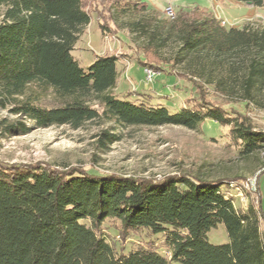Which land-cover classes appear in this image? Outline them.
Masks as SVG:
<instances>
[{
  "label": "trees",
  "instance_id": "1",
  "mask_svg": "<svg viewBox=\"0 0 264 264\" xmlns=\"http://www.w3.org/2000/svg\"><path fill=\"white\" fill-rule=\"evenodd\" d=\"M236 1L264 6V0ZM114 3L117 13L146 6V0ZM88 4L94 3L0 0V108L32 122L3 119L7 133L52 125L79 128L95 119L198 128L210 119L230 126L229 135L242 154L264 149V131L241 110L209 99L204 81L195 75L184 76L196 95L171 111L151 104L150 93L142 99L114 92L120 55L96 54L83 67L73 51L93 13L104 28L102 14L107 12V4L101 12ZM174 24L187 51L220 58L245 51L243 88L248 96L264 84V27L228 28L213 11L197 6L182 9ZM144 52L140 64L160 67L155 46L146 45ZM48 97L51 102L44 100ZM115 137L104 131L99 141L107 147ZM236 178L209 179L192 172L148 178L80 166L0 162V264H264V199L258 207L237 208L222 188ZM259 190L264 195L261 180ZM108 220L118 223L114 227L121 240L142 230L163 234L166 251L152 240L129 250L117 248L104 228ZM220 223L230 241L211 243L208 232Z\"/></svg>",
  "mask_w": 264,
  "mask_h": 264
},
{
  "label": "rangeland",
  "instance_id": "2",
  "mask_svg": "<svg viewBox=\"0 0 264 264\" xmlns=\"http://www.w3.org/2000/svg\"><path fill=\"white\" fill-rule=\"evenodd\" d=\"M91 1L94 4H88V8L91 10L96 6L99 12L107 4V12L102 14L106 15L102 19L105 26L100 28L97 12L93 13L92 21L73 53L85 68L93 62L96 54L120 55L119 80L114 92L133 93L142 99L150 93L153 96L151 104L166 105L171 111H176L196 95L194 86L184 76L195 75L204 81L209 99L241 110L256 129L264 131V84L249 96L243 88L247 53L235 51L220 58L187 51L182 47L181 32L174 28V20L180 11L196 6L202 11H213L226 21L224 25L228 28L245 25L264 27V13L255 15L254 10L249 11L251 3L237 4L236 0H146L143 10L117 13L113 10L116 0ZM170 5L176 12L174 17L165 11ZM111 14L113 21H110ZM148 44L155 46L161 56L156 63L161 68L144 67L139 63L140 58L145 59L144 47ZM164 68L171 69L173 73ZM146 69L155 72L152 79H149ZM44 100L51 102V97ZM19 118L9 109L0 108L2 163L80 166L101 173L148 178L179 172H192L209 179L240 176L229 186H222L237 208L246 209L251 204L258 207L264 199L259 190L260 180L264 190V149L249 155L242 154L229 135L230 126L210 119L198 128L178 124L123 125L95 119L79 128L52 125L33 127L27 133L17 134H9L3 129V119L12 121ZM20 120L32 125L30 120ZM104 131L116 135L106 144L107 147L99 141ZM115 225L118 227L116 221L108 220L104 228L117 248L123 246L129 250L152 240L162 253L166 251L163 234L154 235L142 230L131 233L127 240H121ZM208 238L214 244L230 241L223 223L212 228Z\"/></svg>",
  "mask_w": 264,
  "mask_h": 264
},
{
  "label": "built area",
  "instance_id": "3",
  "mask_svg": "<svg viewBox=\"0 0 264 264\" xmlns=\"http://www.w3.org/2000/svg\"><path fill=\"white\" fill-rule=\"evenodd\" d=\"M165 11H166V14H167L168 16H172V17H174L175 14H176L174 7L171 6V5H170V6H167V7L165 8ZM225 22H226V21H225L224 19H222V23L225 24ZM146 71H147V75H148L149 79H152V77H153V75L155 74V72H153L151 69H146Z\"/></svg>",
  "mask_w": 264,
  "mask_h": 264
},
{
  "label": "crops",
  "instance_id": "4",
  "mask_svg": "<svg viewBox=\"0 0 264 264\" xmlns=\"http://www.w3.org/2000/svg\"><path fill=\"white\" fill-rule=\"evenodd\" d=\"M240 3H243V2H237V4H240ZM253 10L256 12L255 15L258 13L262 14V13H264V6L260 7V6L252 5L251 8H249V11H253Z\"/></svg>",
  "mask_w": 264,
  "mask_h": 264
},
{
  "label": "water",
  "instance_id": "5",
  "mask_svg": "<svg viewBox=\"0 0 264 264\" xmlns=\"http://www.w3.org/2000/svg\"><path fill=\"white\" fill-rule=\"evenodd\" d=\"M250 3H251V1H250Z\"/></svg>",
  "mask_w": 264,
  "mask_h": 264
}]
</instances>
